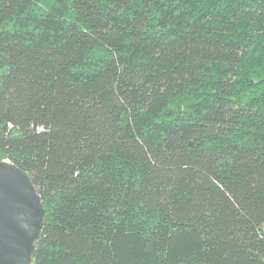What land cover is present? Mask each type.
I'll return each instance as SVG.
<instances>
[{
    "label": "trees",
    "instance_id": "1",
    "mask_svg": "<svg viewBox=\"0 0 264 264\" xmlns=\"http://www.w3.org/2000/svg\"><path fill=\"white\" fill-rule=\"evenodd\" d=\"M3 159L30 264H264V0H0Z\"/></svg>",
    "mask_w": 264,
    "mask_h": 264
},
{
    "label": "water",
    "instance_id": "2",
    "mask_svg": "<svg viewBox=\"0 0 264 264\" xmlns=\"http://www.w3.org/2000/svg\"><path fill=\"white\" fill-rule=\"evenodd\" d=\"M43 214L27 173L0 160V264H30Z\"/></svg>",
    "mask_w": 264,
    "mask_h": 264
},
{
    "label": "bare ground",
    "instance_id": "3",
    "mask_svg": "<svg viewBox=\"0 0 264 264\" xmlns=\"http://www.w3.org/2000/svg\"><path fill=\"white\" fill-rule=\"evenodd\" d=\"M5 162H7V160H5Z\"/></svg>",
    "mask_w": 264,
    "mask_h": 264
}]
</instances>
